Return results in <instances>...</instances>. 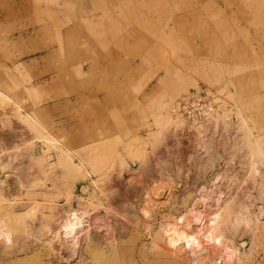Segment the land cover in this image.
I'll return each mask as SVG.
<instances>
[{
    "label": "rangeland",
    "instance_id": "1",
    "mask_svg": "<svg viewBox=\"0 0 264 264\" xmlns=\"http://www.w3.org/2000/svg\"><path fill=\"white\" fill-rule=\"evenodd\" d=\"M245 3L0 0V264H264V0ZM32 34L49 47L25 56L15 42ZM67 43L87 91L74 117L94 119L82 147L25 112L24 89L43 102L25 69L1 64L56 47L65 60ZM203 89L220 111L192 130L172 108ZM71 209L86 221L66 238ZM218 212L220 245L206 242ZM177 229L200 245L170 247Z\"/></svg>",
    "mask_w": 264,
    "mask_h": 264
},
{
    "label": "crops",
    "instance_id": "2",
    "mask_svg": "<svg viewBox=\"0 0 264 264\" xmlns=\"http://www.w3.org/2000/svg\"><path fill=\"white\" fill-rule=\"evenodd\" d=\"M44 41L41 39V36L32 34L26 40L20 39L15 43L22 45V54L26 56L48 48V44ZM63 48L64 53H69L68 59L65 60L61 58L60 53L62 51L56 47L51 52L49 51L50 54L45 57L44 61L34 59L21 61L14 59L13 63L1 64L10 69L14 67L25 69L26 75L32 80V83H30L32 85L26 87V90L32 95H38L43 104L37 105L38 103L36 104L28 99L24 89L19 93V96L25 95L24 100L27 102L24 107L25 112L31 115L36 111L43 116L44 114L47 115L51 125L59 124V126L54 127L56 133L63 136V139H69V141L73 138L74 146L82 147L89 137L94 136V132L89 133L85 131L92 130L89 127L94 124V119L89 114L88 116H83L82 120H77L74 117L73 110L74 108L76 110L81 109L82 102L80 97H86L85 93L87 91L83 89V81H79L73 75L72 59L74 48L72 44L67 43ZM10 85L12 84L9 80L4 78L3 74L0 73V90H3L4 86ZM10 96L14 98L13 94H10ZM104 109L105 107L102 106L103 111ZM102 123L108 122H105L104 118ZM85 134L87 135L85 136Z\"/></svg>",
    "mask_w": 264,
    "mask_h": 264
},
{
    "label": "bare ground",
    "instance_id": "3",
    "mask_svg": "<svg viewBox=\"0 0 264 264\" xmlns=\"http://www.w3.org/2000/svg\"><path fill=\"white\" fill-rule=\"evenodd\" d=\"M246 3L244 4V8L245 11L247 10L248 13H258L259 12V8H258V0H245ZM260 1V0H259ZM262 2V1H261ZM263 3V2H262ZM261 7V5H260ZM262 8V7H261ZM240 9V8H239ZM246 11V12H247ZM263 11V10H262ZM251 15V14H248ZM253 15V14H252ZM253 17V16H252ZM258 19V17H256ZM247 21V20H246ZM183 119V118H182ZM65 159H62V161L64 162ZM66 161V160H65ZM77 166V167H76ZM73 169V171H72ZM82 170V168L79 165H74V163H71V167H69V169L66 171V175H70V173L72 174H80V171ZM199 200V199H198ZM196 202V201H195ZM198 203V201H197ZM204 203V202H203ZM196 204V203H195ZM200 204V202L198 203ZM197 207V206H196ZM146 213V211H145ZM148 213V212H147ZM86 211L85 210H76V209H71L70 211H68L65 215L63 224H62V230L65 232V237L68 238L69 236H72L75 233H79L82 232V226L84 225L85 221H86ZM148 215V214H145ZM189 215L193 216L195 222H198V215L196 213H193V211L189 212ZM186 217V216H185ZM183 218V217H182ZM181 218V220H182ZM210 225L209 228H211L210 231H208L207 235H206V242L208 241H215V243L219 244L221 242V240H219L218 237L214 236L213 234V227L218 226L219 223L221 222L222 219V212H218L215 215L212 216V218H210ZM48 223V222H47ZM209 224V223H208ZM217 229V228H216ZM166 240H167V244L172 247H178L180 246L182 243H186L189 246H199L200 242L199 240L196 238V236H190L187 232L177 229L174 233H167L166 234ZM1 243L2 240L0 241ZM221 244V243H220ZM219 244V245H220ZM67 248V247H66ZM63 249V248H62ZM64 250V249H63ZM66 252L71 253V258H74V249L72 246H69V250H65ZM61 251H59L60 253ZM69 256V255H68ZM3 257V254H2ZM70 258V259H71ZM69 259V258H68ZM69 263V262H68ZM225 264V263H224Z\"/></svg>",
    "mask_w": 264,
    "mask_h": 264
},
{
    "label": "built area",
    "instance_id": "4",
    "mask_svg": "<svg viewBox=\"0 0 264 264\" xmlns=\"http://www.w3.org/2000/svg\"><path fill=\"white\" fill-rule=\"evenodd\" d=\"M219 101V92L212 89L195 90L180 98L174 104L172 112L195 130L214 121L220 111Z\"/></svg>",
    "mask_w": 264,
    "mask_h": 264
},
{
    "label": "clouds",
    "instance_id": "5",
    "mask_svg": "<svg viewBox=\"0 0 264 264\" xmlns=\"http://www.w3.org/2000/svg\"><path fill=\"white\" fill-rule=\"evenodd\" d=\"M0 238L5 239L7 243H11V235L10 234H0Z\"/></svg>",
    "mask_w": 264,
    "mask_h": 264
}]
</instances>
